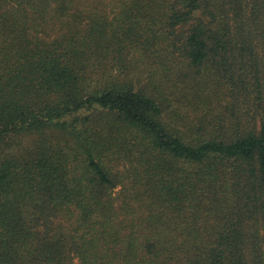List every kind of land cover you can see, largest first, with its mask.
I'll use <instances>...</instances> for the list:
<instances>
[{"label": "trees", "instance_id": "obj_1", "mask_svg": "<svg viewBox=\"0 0 264 264\" xmlns=\"http://www.w3.org/2000/svg\"><path fill=\"white\" fill-rule=\"evenodd\" d=\"M93 1L0 0V264H264V0Z\"/></svg>", "mask_w": 264, "mask_h": 264}, {"label": "rangeland", "instance_id": "obj_2", "mask_svg": "<svg viewBox=\"0 0 264 264\" xmlns=\"http://www.w3.org/2000/svg\"><path fill=\"white\" fill-rule=\"evenodd\" d=\"M93 2V6L90 7L89 10L96 9L99 12L102 11L111 20L115 19L116 16L119 17L121 14V4L119 3L120 0H94ZM52 37H57V34L53 33ZM179 86L184 87V85ZM185 88L187 89V87ZM173 100L174 107L181 108L183 112H187L190 115H193L194 113H201V109L203 108V105L200 103V101L194 100L192 93H187V91L182 95L177 91L176 94H174ZM73 264H79V262L75 260Z\"/></svg>", "mask_w": 264, "mask_h": 264}]
</instances>
